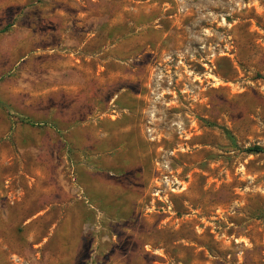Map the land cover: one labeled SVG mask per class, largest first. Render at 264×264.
<instances>
[{"label": "rangeland", "instance_id": "1", "mask_svg": "<svg viewBox=\"0 0 264 264\" xmlns=\"http://www.w3.org/2000/svg\"><path fill=\"white\" fill-rule=\"evenodd\" d=\"M3 29L0 264H264V0H0Z\"/></svg>", "mask_w": 264, "mask_h": 264}, {"label": "trees", "instance_id": "2", "mask_svg": "<svg viewBox=\"0 0 264 264\" xmlns=\"http://www.w3.org/2000/svg\"><path fill=\"white\" fill-rule=\"evenodd\" d=\"M4 31H5V30L3 29V30H1L0 32H4ZM219 129L222 131V133H223L227 138L230 139V134H229V132H228L226 129H224V128H219ZM245 151H246L247 153H249V154H258V153H263V152H264V149H263L262 147H260V146L254 145V146H251V147H249V148H246Z\"/></svg>", "mask_w": 264, "mask_h": 264}]
</instances>
